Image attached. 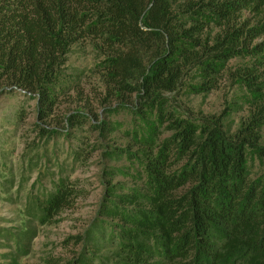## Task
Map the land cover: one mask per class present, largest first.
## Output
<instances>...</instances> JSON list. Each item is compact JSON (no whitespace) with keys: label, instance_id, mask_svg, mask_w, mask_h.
Masks as SVG:
<instances>
[{"label":"trees","instance_id":"16d2710c","mask_svg":"<svg viewBox=\"0 0 264 264\" xmlns=\"http://www.w3.org/2000/svg\"><path fill=\"white\" fill-rule=\"evenodd\" d=\"M263 37L264 0H0V88L16 103L0 120V191L21 197L24 217L21 229H0L1 261L19 264L36 229L75 207L83 191L71 174L96 151L91 137L108 141L120 129L126 143L102 154L118 167L102 168L96 217L71 264H264ZM87 48L88 77L117 104L105 112L123 120L77 108L62 128L45 127L86 78L67 65ZM225 77L237 95L220 114L182 103ZM31 104L28 142L15 134ZM15 139L25 140L19 164Z\"/></svg>","mask_w":264,"mask_h":264},{"label":"rangeland","instance_id":"374dc122","mask_svg":"<svg viewBox=\"0 0 264 264\" xmlns=\"http://www.w3.org/2000/svg\"><path fill=\"white\" fill-rule=\"evenodd\" d=\"M242 16L247 19H252L248 13H243ZM264 39V37L262 38ZM93 55L89 48L83 50H75L69 56L68 67H72L78 70H84L86 73V78L81 81V87L78 92L71 93L70 97L62 101L61 106L54 111L53 118L46 122L44 125L48 128L52 123H57V129L62 128L61 119L63 116L68 115L73 112L75 109L82 108L85 110V113L91 117H96L103 121H118L123 120L124 114L114 115L108 117L105 109L114 108L117 104L115 102H105L101 86H99V80L96 77H88L87 73L93 66ZM235 62H232L234 65ZM73 70V69H72ZM71 71V69L69 70ZM235 95H237L236 87L231 84V81H227L226 77L221 81L218 89L206 98L201 96L190 97L188 100H184L182 103L190 107L194 112L201 111L204 114H220L225 107L230 104V102H235ZM22 99L21 97H18ZM81 100V101H80ZM8 104L15 105L16 103L12 100L4 98L3 92L0 88V120L4 118V113H2ZM33 104L25 108L26 117L21 123L20 129H17V136L27 135V141L31 142L35 136L29 131L33 128L35 123V114L33 111ZM244 112H239L234 118V124L236 125L241 116H244ZM50 128V127H49ZM9 131L12 132L13 129L10 126ZM2 134V132H0ZM14 135V134H13ZM25 139V138H24ZM24 139L14 140V156L12 157L11 162L16 164L21 161V155L24 154ZM23 142V143H22ZM45 140L36 141L35 146L38 150L41 159L38 161V168L41 170L45 169L43 167L44 157H43V148ZM91 144L96 148V151H93L86 163V167L81 170L76 169L72 174V179L76 181L77 186L80 190L83 191V196L76 202L75 207L69 211L63 212L59 218L58 223L52 226L47 227H38L36 229V237H34L31 242H29L30 250L29 254L23 257L19 264H71L74 260H77L81 250L82 244L80 239L88 226L92 223L96 217V211L98 209V204L103 193V184L104 180L102 179V168L105 166L107 168L118 167V165L111 163L109 160L103 159L102 154L108 150L112 151L110 147H122L126 143L123 132L118 129L115 133L108 135V141L101 139L98 133H94L91 137ZM52 143L49 142L47 155L50 154V148ZM108 145V148H106ZM60 159H63L64 154L67 155L68 145L61 143L58 144ZM64 153V154H63ZM33 155V154H32ZM65 158V157H64ZM25 166V164H24ZM37 169V168H36ZM29 175L27 187H29L35 178V170ZM15 174L20 175V170L15 168ZM24 176V179L26 178ZM126 182L121 177L115 179L114 183ZM127 185H131L128 183ZM1 184V183H0ZM21 197H13L12 199H5L0 191V229L13 228L14 230L21 229L24 224V217L21 215ZM7 250L0 249V264H5L1 261V256L8 253ZM8 256V255H7Z\"/></svg>","mask_w":264,"mask_h":264}]
</instances>
